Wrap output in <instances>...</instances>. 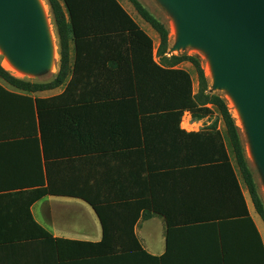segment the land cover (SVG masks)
<instances>
[{"label":"crops","instance_id":"obj_1","mask_svg":"<svg viewBox=\"0 0 264 264\" xmlns=\"http://www.w3.org/2000/svg\"><path fill=\"white\" fill-rule=\"evenodd\" d=\"M118 2L120 7H104L77 26L73 37L126 33L135 98L36 112L34 101L62 95L72 72L60 87L34 93L0 78V264H71L140 250L162 256L168 229L205 223H217L223 264H264V222L229 151L227 164L149 173L150 196L144 200L92 207L78 198L49 194L35 201L50 183L53 189H67L81 159L144 147L141 118L181 111L179 89L188 102L187 79L173 72L183 64L169 70L173 73L161 71L168 69L157 57L158 33L135 9ZM75 58L71 41V69ZM59 72L60 55L54 69L35 74L40 80L30 82L51 83ZM180 127L193 131L183 122ZM147 211L154 216L144 220Z\"/></svg>","mask_w":264,"mask_h":264},{"label":"trees","instance_id":"obj_2","mask_svg":"<svg viewBox=\"0 0 264 264\" xmlns=\"http://www.w3.org/2000/svg\"><path fill=\"white\" fill-rule=\"evenodd\" d=\"M128 1L160 37L157 57L160 65L168 69L161 71L174 72L179 77L187 79L188 102L187 104L183 102L179 89V100L183 106L181 111L141 118L144 147L123 153L81 159L78 161L82 166L80 170L77 168V178L68 185L67 189H53L50 183L47 189L37 194L35 201L49 194L78 198L92 207L144 200L150 196L147 178L149 173L229 163L226 140L217 125L213 124L200 132H186L180 127L184 112H189L193 120L202 121L215 109L224 123L238 169L248 188L254 208L264 222V200L246 158L239 128L226 101L211 90L199 58L189 55L169 56V31L166 26L139 0ZM47 2L59 42L58 76L48 84L33 83L15 77L0 63V78L9 85L34 93L60 87L72 72V79L62 95L34 101L36 112L80 103L135 98L137 94L128 35L117 33L74 39V32L78 33L75 15L73 24L61 0H47ZM117 5L108 7H120L119 4ZM137 34L145 36L141 32ZM147 40L152 45V41L148 38ZM71 41L75 42L76 53L73 69L70 67ZM185 63L191 64L198 76V91L193 99L190 75L183 70L169 72L170 69ZM29 100L32 102L31 99ZM35 136L37 141L36 124ZM72 170L74 171V168ZM152 216L154 214L147 211L143 218L148 220ZM38 228L41 235L49 238L53 243V238L40 227ZM166 239L167 249L162 256H154L140 250L71 264H223L217 223L170 228L167 230Z\"/></svg>","mask_w":264,"mask_h":264},{"label":"water","instance_id":"obj_3","mask_svg":"<svg viewBox=\"0 0 264 264\" xmlns=\"http://www.w3.org/2000/svg\"><path fill=\"white\" fill-rule=\"evenodd\" d=\"M166 1L179 17L178 46L211 52L215 87L229 88L241 104L264 167V0ZM38 11L34 0H0V40L34 75L50 68L51 43Z\"/></svg>","mask_w":264,"mask_h":264},{"label":"rangeland","instance_id":"obj_4","mask_svg":"<svg viewBox=\"0 0 264 264\" xmlns=\"http://www.w3.org/2000/svg\"><path fill=\"white\" fill-rule=\"evenodd\" d=\"M64 8L67 10V15L71 17L73 22V17L75 15L76 26L85 25L84 22L91 21L95 16L96 13L101 11L104 7L108 6H118L120 5L118 0H61ZM123 4L126 6L131 7L134 10V7L128 0H122ZM139 2L153 15L155 16L160 22H162L169 31V56L171 55H189L198 57L201 61L202 67L204 69L205 75L207 77L209 86L214 93L220 95L227 103L230 112L235 119L236 125L239 128L241 138L243 141L244 149L246 158L250 164V168L254 174L255 180L258 185L259 192L264 200V167L260 161L258 156L255 139L252 133V130L249 126L247 117L242 109L241 104L235 97L234 93L227 87L223 88H216L215 87V70L213 65V58L211 52L208 49H204L202 47L196 46L194 44H190L187 46H178L180 36L172 37L171 34V27L172 23L176 22L180 25L179 17L175 11V9L168 3L166 0H139ZM44 3L47 5L48 13L46 16V28H45V37L52 43V41H56L58 45V36L57 31L54 24V19L52 16V12L48 5L47 0H44ZM117 3V4H116ZM135 11V10H134ZM70 19V20H71ZM74 24V22H73ZM59 46V45H58ZM59 50V47H58ZM4 59L5 55L0 56V63L2 67H4ZM183 71L189 73L193 78L194 83V92L198 91V76L196 69L189 63L183 64L182 66ZM8 71V69H7ZM10 72V71H8ZM17 78L25 79V80H32V81H39L40 79H35L33 73H26L22 76H18L15 73L10 72ZM50 76L42 77L43 80H48ZM193 89V88H192ZM195 122L196 124L190 126L191 122ZM183 126L189 129H192V132H200L204 129L209 128L213 124L217 125L218 130L224 135L227 148L229 153L234 155L233 149L229 142V139L226 134V129L224 123L220 117V114L217 110L213 109L212 114L209 115L206 119L202 121H194L187 117L185 114L183 119ZM199 130V131H198Z\"/></svg>","mask_w":264,"mask_h":264},{"label":"bare ground","instance_id":"obj_5","mask_svg":"<svg viewBox=\"0 0 264 264\" xmlns=\"http://www.w3.org/2000/svg\"><path fill=\"white\" fill-rule=\"evenodd\" d=\"M34 2L37 4L38 7V12L42 21V24L46 28V16L48 13V8L47 5L44 3V0H34ZM173 31V34H172ZM171 34L172 37H178L181 34V28L178 25V23L173 22L172 27H171ZM5 55L4 59V67L5 69L12 73H15L18 76H22L27 73V71L20 66L13 57L10 56L9 52L6 49V46L2 43L0 40V56ZM59 59V50H58V45L56 44V41H52L51 46H50V52H49V61L48 64L49 66L54 69L57 62Z\"/></svg>","mask_w":264,"mask_h":264}]
</instances>
